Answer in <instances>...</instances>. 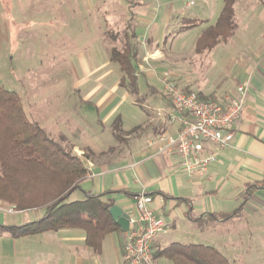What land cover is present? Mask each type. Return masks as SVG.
I'll return each mask as SVG.
<instances>
[{
    "label": "crops",
    "instance_id": "obj_1",
    "mask_svg": "<svg viewBox=\"0 0 264 264\" xmlns=\"http://www.w3.org/2000/svg\"><path fill=\"white\" fill-rule=\"evenodd\" d=\"M153 1L166 5L165 21L171 18L175 23L180 19L181 24L188 19L204 21L197 37L209 26L210 18H205L206 0L193 11L187 4L182 10L177 8L180 0H69L72 4L81 2L86 10L91 9L90 3H102L98 8L104 18V31L109 29L108 24L112 26L114 19L132 18V34L139 36L146 35L150 28V23L144 19L155 17L156 10L151 7ZM9 9L0 13L12 20ZM189 14L192 15L187 17ZM252 19L253 16L249 20ZM10 24L8 22V28ZM128 24L126 30L130 28ZM261 27L248 38L250 41L246 39L241 45L232 41L222 44L225 54L218 65L211 52L220 44L207 53L194 51L195 55L207 57L200 84L178 78L184 91L213 101H222L234 94L242 82H249L230 145L218 151L215 146L206 144L195 155L198 159L214 157L200 176L185 174L176 153L160 151L157 137H173L180 129L170 100L162 96V85L160 89L152 85L157 94L147 98L149 101L142 112L122 113L114 104L100 113V107L106 104L110 94L85 93L81 98L83 105L96 103L98 117L95 119L84 110L82 115L88 120L82 119L78 131L75 122L78 118L69 116L62 123L64 128L73 126L76 129L69 139L65 138L67 146L73 153L87 152L89 156L85 161L89 176L73 194H77L74 200H81L84 194L112 192L105 199L130 215L137 196L151 197L155 214L169 224V229L154 239V252L172 243L198 240L216 248L228 260V251L237 249L236 242L254 236L264 243V29ZM214 68H217L214 70L217 75H212ZM116 118L120 120L122 138L115 144H105L107 133L113 135L111 126ZM10 208L0 203V225H23L42 215L41 211L9 213ZM77 231L59 230L18 238L0 232V264H121L122 231L105 236L98 254L85 247L84 234ZM160 259H155L153 264H159Z\"/></svg>",
    "mask_w": 264,
    "mask_h": 264
},
{
    "label": "rangeland",
    "instance_id": "obj_2",
    "mask_svg": "<svg viewBox=\"0 0 264 264\" xmlns=\"http://www.w3.org/2000/svg\"><path fill=\"white\" fill-rule=\"evenodd\" d=\"M203 1L180 0L176 5L182 10L187 4L193 11ZM206 1L205 18H210L209 25H212L222 10L223 0ZM160 4L158 1L151 3L156 10L155 17L144 19L150 23V31L148 29L146 35L139 36L132 34V18L114 19L112 26L108 24L109 29L104 31V18L98 8L102 3H90L91 9L86 10L81 2L72 4L69 0H0V12L5 13L10 8L12 14V20H7L5 14L0 13V86L17 93L28 120L42 128L54 142L67 148L65 138L69 139L71 133L78 131L82 119L88 120L82 113L87 110L91 117H98L96 103H82V96L89 91L110 94L106 104L100 107V113L103 108L114 104L120 112L127 113L144 111L149 101L147 98L151 96L149 86L153 87V84L160 89L162 81H170L184 90L179 85V77L200 84L207 57L195 55L194 44L203 26L178 31L182 25L180 19L177 23L172 18L165 21L166 5ZM263 4L264 0L236 1L237 27L233 40L230 38L225 43L232 41L241 45L246 39L250 41L261 24L264 29ZM252 16L254 19L249 20ZM252 21L260 27H255L250 23ZM8 22L11 23L9 28ZM127 24L131 31L125 29ZM114 26L116 28L112 29ZM127 40L136 55L130 64L133 70L136 68L139 96L143 99L138 103L119 86L123 75L117 62L111 60L112 49L122 51ZM225 43L211 52L216 64L224 58L222 44ZM214 70L217 68L213 69L212 75L216 74ZM69 116L78 118V122L75 120L78 123L76 129L63 127V120ZM105 139V144L117 142L110 133ZM74 154L83 159V153ZM8 212L15 211L10 208ZM192 241L185 244L207 245L206 242ZM236 243L237 249L228 251L231 264H264V243L258 238L253 236ZM159 264L172 263L161 257Z\"/></svg>",
    "mask_w": 264,
    "mask_h": 264
},
{
    "label": "trees",
    "instance_id": "obj_3",
    "mask_svg": "<svg viewBox=\"0 0 264 264\" xmlns=\"http://www.w3.org/2000/svg\"><path fill=\"white\" fill-rule=\"evenodd\" d=\"M236 1L223 0L215 23L197 37L196 54L210 52L232 38L237 27ZM204 23L194 19L182 20L178 31ZM135 57L128 40L122 51L115 48L111 51V60L117 62L123 75L119 86L138 103L143 99L139 96L136 71L130 64ZM149 92L157 94L151 86ZM111 131L114 139L120 140L119 118L112 123ZM88 157L84 152L81 159L70 146L64 148L54 142L42 128L28 120L17 93L0 86V202L16 212H42L40 218L23 225H0V232L18 238L59 230H80L84 234L85 247L98 254L104 237L120 229L109 214L113 203L105 199L112 192L84 194L81 200H70L89 176L85 166ZM160 257L172 264H231L216 248L203 244L172 243L154 252V260Z\"/></svg>",
    "mask_w": 264,
    "mask_h": 264
},
{
    "label": "built area",
    "instance_id": "obj_4",
    "mask_svg": "<svg viewBox=\"0 0 264 264\" xmlns=\"http://www.w3.org/2000/svg\"><path fill=\"white\" fill-rule=\"evenodd\" d=\"M161 85L162 94L170 100L178 115L180 129L173 137H157L160 151L176 153L185 174L200 176L214 157L198 159L195 155L206 144L215 146L218 151L230 145L249 82H242L234 94L222 101L201 100L193 92L183 93L170 81H162ZM151 203V197L144 194L134 200L133 212L128 215V229L123 232L121 264H153L152 243L169 229V224L155 214Z\"/></svg>",
    "mask_w": 264,
    "mask_h": 264
},
{
    "label": "water",
    "instance_id": "obj_5",
    "mask_svg": "<svg viewBox=\"0 0 264 264\" xmlns=\"http://www.w3.org/2000/svg\"><path fill=\"white\" fill-rule=\"evenodd\" d=\"M112 221L118 226L120 231L125 232L128 229V215L116 206L109 209Z\"/></svg>",
    "mask_w": 264,
    "mask_h": 264
}]
</instances>
